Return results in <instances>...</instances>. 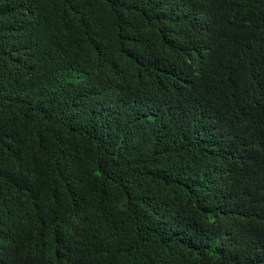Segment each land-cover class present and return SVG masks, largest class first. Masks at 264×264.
<instances>
[{"label":"trees","instance_id":"obj_1","mask_svg":"<svg viewBox=\"0 0 264 264\" xmlns=\"http://www.w3.org/2000/svg\"><path fill=\"white\" fill-rule=\"evenodd\" d=\"M0 264H264V0H0Z\"/></svg>","mask_w":264,"mask_h":264}]
</instances>
